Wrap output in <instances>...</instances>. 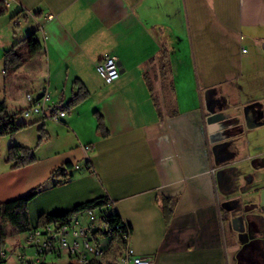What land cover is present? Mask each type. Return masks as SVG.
I'll return each mask as SVG.
<instances>
[{"label": "crops", "instance_id": "1", "mask_svg": "<svg viewBox=\"0 0 264 264\" xmlns=\"http://www.w3.org/2000/svg\"><path fill=\"white\" fill-rule=\"evenodd\" d=\"M2 2L0 103L8 113L46 91L66 108L76 81L89 97L59 121L17 118L29 127L6 147L32 150L36 161L0 167V204L40 189L28 205L35 229L43 214L108 197L132 230L129 247L151 264H264V0ZM33 33L41 51L6 73L5 52ZM106 57L121 71L111 84L96 68ZM224 131L245 146L232 152L246 186L235 216L220 196L231 185L211 163L210 136ZM164 198L176 199L169 221ZM124 247L110 248L106 261Z\"/></svg>", "mask_w": 264, "mask_h": 264}, {"label": "built area", "instance_id": "2", "mask_svg": "<svg viewBox=\"0 0 264 264\" xmlns=\"http://www.w3.org/2000/svg\"><path fill=\"white\" fill-rule=\"evenodd\" d=\"M246 52V49H243ZM97 71L101 77L108 83H114L120 78V67L114 57H106L96 65ZM27 100L30 107L26 109L23 116L30 118L31 116H43L54 120H61L67 116L65 106L61 102L52 101V96L49 92H43L36 97L33 94L27 95ZM85 153L92 150L90 145L83 147ZM85 213L88 217L87 225H82L80 214L75 216L69 225L55 226L47 225L46 227L33 229L28 233L26 238V247H32L35 250L34 259L27 263L26 254L20 256V260L24 264H51L48 262L50 256L56 259L66 257L69 262L66 264H85L87 261H94V264H111V261H106V254L110 248H114V243H110V247L100 246L99 244L92 245L91 240L95 238L98 231L109 232V218L111 214H118L114 203L110 200L107 207L101 209H88ZM99 223V224H97ZM104 229V230H102ZM128 239H131L132 230L126 225L124 230ZM113 235H118L112 233ZM80 239H82L80 241ZM125 262L123 264H151L149 258L135 256L133 250L128 248L124 250ZM7 253L1 252L0 264H4L7 259Z\"/></svg>", "mask_w": 264, "mask_h": 264}, {"label": "trees", "instance_id": "3", "mask_svg": "<svg viewBox=\"0 0 264 264\" xmlns=\"http://www.w3.org/2000/svg\"><path fill=\"white\" fill-rule=\"evenodd\" d=\"M6 13V8L2 0H0V16ZM27 52L22 53L20 48L14 47L11 50L5 52L4 54V66L5 72L11 73L19 69L25 62L29 59L35 57L41 51V45L36 38V34L29 35L24 41ZM75 86L78 87V92L74 95L72 101L65 108L69 110L74 108L81 103H83L88 97L89 92L85 86L80 82L76 81ZM24 111L18 112L17 114L11 115L7 111V105L5 102L0 103V153H1V141L6 136H14L20 131L29 127L28 124H22L17 122L19 115H23ZM99 121V132L104 134L105 126L102 117L98 118ZM46 135L42 129H40L39 144H41ZM36 158L34 151L23 148L21 146H12L9 150V163H15V168H23L32 165L35 163ZM69 167L70 164H67ZM61 173L64 179L67 180V176L64 170H61ZM40 189L34 190L27 195L8 201L0 204V248L4 249L6 246V240L8 239V233L6 231V226H12L17 233H30L33 229L30 225L28 205L31 200L38 194ZM110 203L108 197H100L94 200L85 202L76 206L73 210L66 213L59 214H43L38 219V224L36 228L46 227L47 225H55L57 227L69 225L73 218L78 214L88 210V209H101L107 207ZM163 211L165 218L169 221L174 212L176 205L175 198H164L162 201ZM110 230L106 234L113 233L118 235H113L114 250L115 247H119L124 244V248L121 249L120 253L118 251L116 259L111 261V264H116L118 259L124 254V250L128 248V242L126 240V235L124 230L126 229V224L122 221L119 214H111L108 216ZM128 226V225H127ZM35 228V229H36ZM90 264H94V261H91Z\"/></svg>", "mask_w": 264, "mask_h": 264}, {"label": "rangeland", "instance_id": "4", "mask_svg": "<svg viewBox=\"0 0 264 264\" xmlns=\"http://www.w3.org/2000/svg\"><path fill=\"white\" fill-rule=\"evenodd\" d=\"M26 46L21 47L22 49H25ZM2 81V79H1ZM3 90L0 91V94L3 95L4 92H2ZM229 90H228V99H229ZM4 96V95H3ZM226 103H231V102H226ZM249 108H246L245 111H247ZM23 115H19L18 117H20V119H22ZM24 117V116H23ZM33 118V117H32ZM32 118H26L24 117L23 119L29 121ZM225 130V129H224ZM12 136H6L3 138V141L1 142V153H0V167H3L5 165H7L8 163V159H9V150L10 148L6 147V138H11ZM231 138L230 134L228 133V131H224L221 133H218L217 135H212L210 136V143L212 145V147L215 145V143H223V142H229V139ZM242 140H238L237 144L236 141H231L229 144V149L230 152L232 153L235 148L237 146L242 147L244 149V145L241 144ZM39 143V142H38ZM233 158L230 160H227L223 163H219L217 164V162L215 161L214 156H211V163L213 165V173H215V177L220 181L222 179L224 184L225 183H229L228 185H231V187H229V189H227V191L225 190L226 186H220V190H221V198L224 200L222 206L223 208H225L227 211V214H229L230 212H232V216L235 215H240L243 211V209H240V203H241V197L243 196L246 186L244 185V178H245V169L242 170H233L231 169V165L233 162ZM212 173V174H213ZM243 179V181H242ZM243 182V183H242ZM226 206V207H224ZM230 208V210H229ZM80 219L82 222V225H87L88 223V217L85 213H81L80 214ZM99 224V223H97ZM7 228V226H6ZM8 233H10L8 236V240L7 242V247L5 246V252H7V256H8V260L7 263L8 264H24L21 260H20V256L22 254H26L28 261H32L35 257V250L32 247H28L25 250L26 245V238H27V233H13L14 232V228H7ZM104 230V229H102ZM100 234V235H98ZM102 235V236H101ZM99 236V237H98ZM245 236V235H244ZM113 234L109 233L106 234L105 231H100L98 233H96L95 238H93L90 242L92 245H96L99 244L100 246L103 247H107L106 249H108L110 247V243L113 241ZM82 239H80L81 241ZM99 241V242H98ZM109 250V249H108ZM48 262L51 264H66L67 262H69V259L66 257H63L61 259H56L53 256H50L48 258Z\"/></svg>", "mask_w": 264, "mask_h": 264}, {"label": "water", "instance_id": "5", "mask_svg": "<svg viewBox=\"0 0 264 264\" xmlns=\"http://www.w3.org/2000/svg\"><path fill=\"white\" fill-rule=\"evenodd\" d=\"M230 143L229 142H223V143H215V145L212 147V152H213V154H214V156H215V158H216V162H217V164H219V163H223V162H225V161H227V160H230L231 158H233V154L232 153H229V154H227V155H225V157H223V158H221V159H219L218 157H217V154H218V151H219V149L220 148H222L223 146H225V145H229ZM262 204L264 205V190L262 191ZM242 218L240 217V216H238V217H235L234 219H233V224L235 225V226H237L238 224V222H242ZM239 230V229H238Z\"/></svg>", "mask_w": 264, "mask_h": 264}, {"label": "flooded vegetation", "instance_id": "6", "mask_svg": "<svg viewBox=\"0 0 264 264\" xmlns=\"http://www.w3.org/2000/svg\"><path fill=\"white\" fill-rule=\"evenodd\" d=\"M229 153H230V151H229V145H225V146H223L222 148L219 149L218 154H217V157L219 159H221V158L225 157V155H227Z\"/></svg>", "mask_w": 264, "mask_h": 264}, {"label": "bare ground", "instance_id": "7", "mask_svg": "<svg viewBox=\"0 0 264 264\" xmlns=\"http://www.w3.org/2000/svg\"><path fill=\"white\" fill-rule=\"evenodd\" d=\"M98 232H100V231H98ZM98 235H100V234H98ZM102 236V235H101ZM99 237V236H98ZM126 237V240H127V242H128V248H130L129 247V242H130V239H128V237H127V235L125 236ZM99 242V241H98ZM128 248H127V250H128ZM123 262H125V254H123L119 259H118V261L116 262V264H123ZM91 263V261H87V262H85V264H90Z\"/></svg>", "mask_w": 264, "mask_h": 264}]
</instances>
